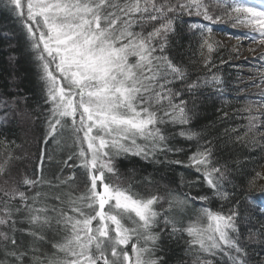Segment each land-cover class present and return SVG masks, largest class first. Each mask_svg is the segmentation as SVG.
I'll return each instance as SVG.
<instances>
[{
    "label": "snow or ice",
    "instance_id": "6c2138e0",
    "mask_svg": "<svg viewBox=\"0 0 264 264\" xmlns=\"http://www.w3.org/2000/svg\"><path fill=\"white\" fill-rule=\"evenodd\" d=\"M6 7L40 69L44 142L59 144L70 128L74 150L61 162L69 175H62V167L60 176L46 180L42 151L35 178L0 189V253L13 264H166L157 252L167 233L168 239L187 237L191 264H264V229L257 243L261 252L250 251L253 237L244 234L249 224L242 211L244 204L258 202L264 216V186L257 191L249 180L237 195L230 177L239 169L221 163L210 134L192 128L195 97L205 89L245 99L239 89L228 91L236 86L219 74L213 57L223 48L213 29L229 21L264 47V0H7ZM183 33L195 41L202 73L171 55ZM229 62L219 58L220 65ZM258 72L264 84V72ZM259 104L264 107V90ZM253 107L249 101L243 111L252 113ZM218 111L221 121L228 119L227 111ZM258 127H264V112L248 116L244 137L225 128L223 138L255 145V135L245 137ZM176 137L192 147H177ZM2 143L14 147L6 138ZM182 154L186 160L168 158ZM128 156L191 169L195 179H181L187 191L138 192L132 181L121 179L116 164ZM14 159L7 152L0 173ZM47 161L53 162L51 154ZM77 170L84 175L80 185ZM214 201L231 206L214 211L206 206ZM44 244L51 255L40 250Z\"/></svg>",
    "mask_w": 264,
    "mask_h": 264
},
{
    "label": "trees",
    "instance_id": "16d2710c",
    "mask_svg": "<svg viewBox=\"0 0 264 264\" xmlns=\"http://www.w3.org/2000/svg\"><path fill=\"white\" fill-rule=\"evenodd\" d=\"M6 5L7 0H0V162H3L7 152H11L15 159L4 173H0V189L10 190L17 186L25 176L35 178L42 151L45 153L43 175L46 180L52 181L56 176H60L62 167L64 168L62 175H69L67 167L61 162L67 160L68 155L72 154L74 145L72 133L68 129L63 132L61 137H58L59 144L51 139L47 143L44 142L46 125L42 107L43 91L40 69L34 54L26 43L18 21L14 18L15 14ZM230 25L229 21H225L214 27V37L221 42L223 50L213 59L216 60L220 69L219 74H222L225 79L236 86L228 91L236 93L239 89V95L244 96L245 99L237 101L232 96L220 97L205 89L203 95L195 97L196 115L192 121V128L194 131L203 130L205 134H210L216 143L221 163H227L230 170L235 171L233 164L239 169L236 176L230 177L233 183L237 185V195H239V188L244 187L249 180L254 181L257 191L261 186H264V179H261L259 173V169L264 164V155L259 148H254L251 144L246 146L235 145L231 140L223 138L225 128L237 129L236 134L244 137L248 115L247 112L243 111V107L250 99L249 93H246L247 88L250 87V82L246 78L249 73L241 68L248 64L245 61L235 62L238 55L234 54L236 52L234 47L226 45L217 36L220 33L226 34L231 29ZM171 55L186 65L194 64L195 67L189 69L194 74L204 71L195 54V41L191 40L187 33H183L182 38L177 40L175 50ZM219 58H224L230 62L220 65ZM192 78L195 79L196 76L193 75ZM185 99H189V97H185ZM14 101L23 102L16 104ZM3 102H7V104ZM233 106L240 111L234 114ZM218 109L227 111V120L221 121V112ZM178 130L173 129V131ZM5 138L7 141L14 142V147L6 149L2 143ZM175 143L177 147L186 150L192 147L190 142L184 141L180 137L175 138ZM49 154L53 158L52 163L47 161ZM168 158L170 160H186V155L169 156ZM116 164L122 174L121 179L132 181L135 190L141 193L147 189L155 190L156 188H159L161 195L169 188L176 192L187 191L181 185V179L185 181L195 179L191 169L152 163L140 157H120L117 158ZM76 177L77 184H82L84 180L83 171L77 170ZM147 180L153 183L148 184L145 182ZM20 190L24 191L25 189L20 188ZM201 194L207 193L202 192ZM192 195H196V191H193ZM221 205H224L225 208L231 206L226 201H214L206 206L212 207L215 211L219 210ZM201 206L205 205L199 203L195 205L197 208ZM164 207L167 208V204ZM260 210L258 202H250L242 206V211L246 217L245 223L249 224V228L243 231L246 237L249 235L253 237L250 251L254 252H261L260 247L257 246L259 233L264 229V216L259 215ZM17 227L23 228L26 225L21 224ZM17 239L18 241L22 240L25 244L30 243L27 236L18 235ZM184 239L187 237L185 236ZM184 239L179 237L168 239L167 233H165L160 245L163 251H158L157 255L162 256L166 264H191V257L186 252ZM40 250L48 255L53 252L48 244L41 245ZM0 264H13V262L0 253Z\"/></svg>",
    "mask_w": 264,
    "mask_h": 264
},
{
    "label": "rangeland",
    "instance_id": "374dc122",
    "mask_svg": "<svg viewBox=\"0 0 264 264\" xmlns=\"http://www.w3.org/2000/svg\"><path fill=\"white\" fill-rule=\"evenodd\" d=\"M230 26L231 29L228 30L226 34L220 33L217 36L223 43L228 46H233L234 49L238 51L239 55L235 59V62L238 63L247 60L246 64L248 65L242 66L241 68L249 73L246 75V78L250 82V87L247 88L246 91V93H249L250 97L247 103L251 101L254 106L252 113L247 112V115L259 116L260 112H264V107H261L259 104L260 92L264 90V84L259 83L260 75L258 72V70L264 72V47L259 46L258 43H252L245 39L243 33L247 31L246 28L234 27L232 23ZM237 36H240L239 40L236 39ZM252 49H254V51ZM256 57H261V59H256ZM252 81H256L257 83L253 84ZM68 130L71 131L70 128H68ZM253 135H255L257 142L255 145L251 144V146L257 149L259 148L264 155V127L256 128L254 132L249 133L248 137H245V139H250ZM259 173L261 179H264V164L261 169H259Z\"/></svg>",
    "mask_w": 264,
    "mask_h": 264
}]
</instances>
